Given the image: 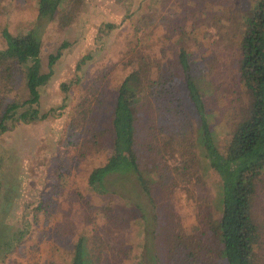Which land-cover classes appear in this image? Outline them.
I'll list each match as a JSON object with an SVG mask.
<instances>
[{
	"label": "rangeland",
	"instance_id": "1",
	"mask_svg": "<svg viewBox=\"0 0 264 264\" xmlns=\"http://www.w3.org/2000/svg\"><path fill=\"white\" fill-rule=\"evenodd\" d=\"M256 1H64L43 33V71L49 69L50 56L62 50L52 79L42 88L39 110L48 116L29 122L8 120L9 129L0 134V264H72L82 235L94 264H150L143 256L146 220L134 209L135 202H147L139 184L133 178L113 176L110 191L103 193L89 184L91 171L107 163L114 150V133L105 113L115 105L126 75L140 71L145 117L168 113L172 118L161 139L178 133L181 141L187 139L184 147L193 143L199 129L196 117L176 114L188 101L174 87V79L181 76L177 57L184 44L225 150L233 131L251 111L252 97L237 66L244 17ZM38 7L39 0H0V48L5 46L4 28L27 33L37 20ZM6 92L8 100L27 99L22 68L13 71L11 85L0 74V98ZM145 134L151 138L148 129ZM186 149L200 155L196 167L201 182L174 172L183 159L178 151L164 159L148 154L146 167H153L151 176L158 180L153 186L155 197L169 205L166 209L171 208L187 234L196 235L202 227H210L209 219L220 216L221 179L200 148ZM253 205L260 228L256 264H264V177ZM203 238L213 239L210 229ZM210 255L211 264H222Z\"/></svg>",
	"mask_w": 264,
	"mask_h": 264
},
{
	"label": "trees",
	"instance_id": "2",
	"mask_svg": "<svg viewBox=\"0 0 264 264\" xmlns=\"http://www.w3.org/2000/svg\"><path fill=\"white\" fill-rule=\"evenodd\" d=\"M64 1L39 0L37 20L27 33L15 34L7 28L2 31L5 46L0 48V74L6 85H11L13 71L22 68L28 96L23 102L8 100V92L0 98L3 100L0 102V134L9 129L8 120L13 123L29 122L48 116V113L39 110L42 88L52 79L54 65L62 50L60 48L56 55L50 56L49 69L43 71V33ZM244 23L237 73L252 97L251 111L247 118L239 122L225 150L217 140L189 51L184 44L177 57L181 76L174 79L177 83L174 87L181 89L188 101L186 108L177 110L176 114L184 113V118L196 117L199 129L195 141H192L194 145L189 143L184 147L187 139L181 141L178 133L161 139L172 118L167 116L168 113L160 117L147 114L145 117L140 105V87L145 85L140 71H131L126 75L119 87L115 105L105 113L110 120L109 130L114 133V150L107 163L91 171L89 184L98 193L110 191L108 184L113 176H116V180L133 178L139 184L147 202H135L134 209L140 219L146 220L143 256L145 261L150 260V264H211L210 254L219 257L222 264H256L260 228L254 217L253 204L258 183L264 177V0H257L253 4L250 13L244 17ZM85 61L86 57L80 61L78 69ZM154 84H157L156 81H153ZM63 87L68 90L69 85L64 84ZM146 122L149 123L147 128ZM155 122L158 123L152 125ZM145 129L150 131L151 138L149 134L145 137ZM186 147L200 148L207 165L221 179L220 216L213 221L209 219L210 227H202L196 235L187 234L180 219L174 218L171 208L166 209L169 205L155 197L153 186L158 180L151 176L153 167H146L148 154L164 159L166 155H174L178 151L183 159L175 166L174 172L194 176L196 182H201L198 169L200 155L188 151ZM116 192L131 201V197L118 190ZM209 229L213 239L207 242L203 235ZM72 264H94L85 235L80 236L75 244Z\"/></svg>",
	"mask_w": 264,
	"mask_h": 264
}]
</instances>
